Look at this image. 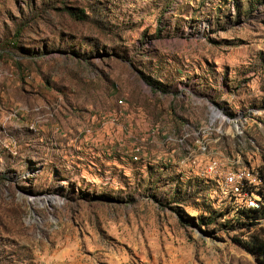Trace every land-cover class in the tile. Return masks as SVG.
<instances>
[{"label": "rangeland", "instance_id": "374dc122", "mask_svg": "<svg viewBox=\"0 0 264 264\" xmlns=\"http://www.w3.org/2000/svg\"><path fill=\"white\" fill-rule=\"evenodd\" d=\"M236 170L264 0H0V264H262Z\"/></svg>", "mask_w": 264, "mask_h": 264}, {"label": "trees", "instance_id": "16d2710c", "mask_svg": "<svg viewBox=\"0 0 264 264\" xmlns=\"http://www.w3.org/2000/svg\"><path fill=\"white\" fill-rule=\"evenodd\" d=\"M258 174L260 181L262 180L263 186L260 189L257 188L258 190L255 191L258 197H254V200L258 203L259 206L256 208L249 207L247 206V202L244 197L237 196L238 200L240 199L242 208H246V211H242V214H244L246 219L250 221L249 226L251 228L256 225L254 222L258 219L259 216H264V175H261L260 173ZM245 190L249 196L250 194H252L251 189H249L248 187H246ZM247 245L252 248L255 253H257L262 264H264V229L259 228L254 231L252 235H250V237L247 239Z\"/></svg>", "mask_w": 264, "mask_h": 264}, {"label": "built area", "instance_id": "2783aa9c", "mask_svg": "<svg viewBox=\"0 0 264 264\" xmlns=\"http://www.w3.org/2000/svg\"><path fill=\"white\" fill-rule=\"evenodd\" d=\"M154 132L151 131V134ZM167 138V137H166ZM173 141V139L167 138V141ZM178 142H181V140H178ZM134 160H137L138 157L134 156ZM217 170L216 163H213V165H210L208 167L207 172L212 173ZM257 173L251 174L247 170H236L233 172L224 173L222 175V183L223 188H229L230 192L233 193L235 196H241L246 199L247 206L249 207H258V203L252 199L248 193L246 192V184H250L252 182L257 181Z\"/></svg>", "mask_w": 264, "mask_h": 264}]
</instances>
